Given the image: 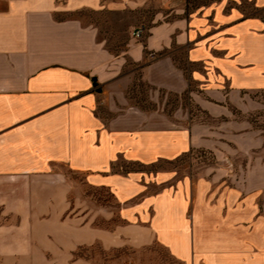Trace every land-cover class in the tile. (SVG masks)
Segmentation results:
<instances>
[{
  "label": "crops",
  "instance_id": "1",
  "mask_svg": "<svg viewBox=\"0 0 264 264\" xmlns=\"http://www.w3.org/2000/svg\"><path fill=\"white\" fill-rule=\"evenodd\" d=\"M140 84L214 118L264 91V0H0V264H264V185Z\"/></svg>",
  "mask_w": 264,
  "mask_h": 264
},
{
  "label": "rangeland",
  "instance_id": "2",
  "mask_svg": "<svg viewBox=\"0 0 264 264\" xmlns=\"http://www.w3.org/2000/svg\"><path fill=\"white\" fill-rule=\"evenodd\" d=\"M148 92L145 85L134 87L130 92L131 103L147 110H161L163 118L158 120L159 123L199 126L205 131V139L215 142V152L206 150L197 153L201 158L198 168L221 172L223 164L217 158H228L233 164L229 181L264 185V180L257 174L264 172V91L236 95L227 105L229 113L219 118L211 117L198 105H192L188 95L179 99L161 92L160 98L153 101L146 99ZM96 263L99 264V261Z\"/></svg>",
  "mask_w": 264,
  "mask_h": 264
},
{
  "label": "built area",
  "instance_id": "3",
  "mask_svg": "<svg viewBox=\"0 0 264 264\" xmlns=\"http://www.w3.org/2000/svg\"><path fill=\"white\" fill-rule=\"evenodd\" d=\"M141 33H142V31L140 30V31H138L137 33H136V36L137 37H140L141 36Z\"/></svg>",
  "mask_w": 264,
  "mask_h": 264
}]
</instances>
